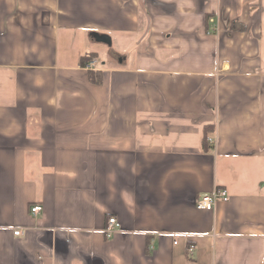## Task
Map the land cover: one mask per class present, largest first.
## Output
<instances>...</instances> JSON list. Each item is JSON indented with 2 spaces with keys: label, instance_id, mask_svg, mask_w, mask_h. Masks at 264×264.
<instances>
[{
  "label": "crops",
  "instance_id": "1",
  "mask_svg": "<svg viewBox=\"0 0 264 264\" xmlns=\"http://www.w3.org/2000/svg\"><path fill=\"white\" fill-rule=\"evenodd\" d=\"M0 264H264V0H0Z\"/></svg>",
  "mask_w": 264,
  "mask_h": 264
},
{
  "label": "built area",
  "instance_id": "2",
  "mask_svg": "<svg viewBox=\"0 0 264 264\" xmlns=\"http://www.w3.org/2000/svg\"><path fill=\"white\" fill-rule=\"evenodd\" d=\"M84 68L88 71H94L98 68V63L96 60H92L88 62ZM212 142L211 140H209ZM229 200V194L226 190H215L211 195L204 196L195 201V207L198 210L203 211H212L218 202H226ZM43 208L40 205L33 206L31 208V214L33 216H38L42 212ZM119 223L115 218H111L108 220V225L105 229V235L108 239L112 238L116 233V230L119 228ZM22 234L21 231H16L14 233L15 236H20ZM177 245V242H175ZM193 247L188 248L189 253L193 252Z\"/></svg>",
  "mask_w": 264,
  "mask_h": 264
},
{
  "label": "water",
  "instance_id": "3",
  "mask_svg": "<svg viewBox=\"0 0 264 264\" xmlns=\"http://www.w3.org/2000/svg\"><path fill=\"white\" fill-rule=\"evenodd\" d=\"M95 39L100 42V43H104L107 44L108 46H111L112 42H111V38L108 36H100V35H95Z\"/></svg>",
  "mask_w": 264,
  "mask_h": 264
},
{
  "label": "trees",
  "instance_id": "4",
  "mask_svg": "<svg viewBox=\"0 0 264 264\" xmlns=\"http://www.w3.org/2000/svg\"><path fill=\"white\" fill-rule=\"evenodd\" d=\"M94 60L93 54L86 55L82 58V65H86L88 62Z\"/></svg>",
  "mask_w": 264,
  "mask_h": 264
},
{
  "label": "rangeland",
  "instance_id": "5",
  "mask_svg": "<svg viewBox=\"0 0 264 264\" xmlns=\"http://www.w3.org/2000/svg\"><path fill=\"white\" fill-rule=\"evenodd\" d=\"M115 47V46H114ZM108 56V55H107ZM109 57V56H108ZM102 59V58H101ZM102 61H106V58L104 59V60H102Z\"/></svg>",
  "mask_w": 264,
  "mask_h": 264
}]
</instances>
